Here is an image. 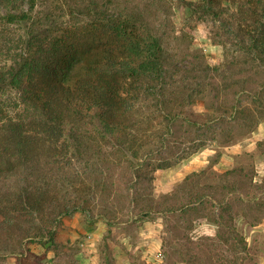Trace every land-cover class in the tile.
Segmentation results:
<instances>
[{
    "label": "trees",
    "instance_id": "obj_1",
    "mask_svg": "<svg viewBox=\"0 0 264 264\" xmlns=\"http://www.w3.org/2000/svg\"><path fill=\"white\" fill-rule=\"evenodd\" d=\"M5 1L7 7L0 9V257L4 259L12 256L17 264H37L34 243L55 252L63 249L66 245L57 239V231L64 217L91 211L83 202L109 192L103 180L92 179L80 167L82 150L91 142L98 143L100 151L102 144L110 146L103 151L106 158L123 155L137 181L150 180L153 171L207 145V139L190 137L194 130L215 131V124L221 137L229 139L234 136L232 127L224 133L220 123L252 130L264 116V0H244L234 8L222 0H180L190 12L212 14L215 21L229 16L224 24L228 31L215 39L223 46V61L215 66L202 62L198 68L189 61V69L172 64L156 17L153 20L152 11L135 0H27L26 8ZM243 94H251L254 108L242 103ZM197 96L206 97L208 111L189 110ZM155 119L160 125L156 129ZM178 125L188 136L178 138ZM174 147L182 148L181 153L163 155L174 154ZM154 149L160 162L144 154ZM237 171L228 169L225 175H236L238 181ZM205 173V169L188 173L179 184L186 188L183 194L159 196L164 207L141 200L144 195L129 196L145 214L204 210L205 198L219 194L227 216L220 213L214 219L217 236L223 243L238 241L245 247L231 217L234 204L227 198L237 186L229 187V193L201 191L193 181ZM71 191L81 200L72 199ZM99 214L110 223L107 213Z\"/></svg>",
    "mask_w": 264,
    "mask_h": 264
},
{
    "label": "rangeland",
    "instance_id": "obj_2",
    "mask_svg": "<svg viewBox=\"0 0 264 264\" xmlns=\"http://www.w3.org/2000/svg\"><path fill=\"white\" fill-rule=\"evenodd\" d=\"M13 1L24 8L28 5L27 0ZM135 1L142 9L152 11V18L156 17L154 23L160 28L164 50L174 66L189 69L187 67L192 65L198 68L202 62L215 66L223 61V46L215 39L228 31L224 27L228 15L223 14L215 21L212 14L190 12L180 0ZM222 1L232 8L244 3V0ZM7 4V1L0 0L1 11ZM63 18L60 17V20ZM242 98L243 104L252 108L256 106L251 94H243ZM206 101V97L197 96L189 110L197 113L208 111ZM157 121H152L155 129L160 127ZM220 126L224 133L232 127L233 131L230 130L234 136L229 139L221 137V130L215 124V131L208 127L194 130L190 137L207 139V145L177 163L153 171L150 180L137 181L122 160L123 155H108L106 158L103 151H108L110 146L102 144L103 151H100L98 143L91 142L82 150L84 159L80 167L92 179L103 180L109 192L98 193L95 200L92 198L88 203L83 202L91 211H74L64 217L57 231V239L66 245L63 249L55 252L48 246L31 244L38 258L37 264H264V116L259 118L252 130L240 128L235 123L231 126L228 122L220 123ZM177 128L178 138L188 136L183 126L178 125ZM89 129L87 134L94 136L93 129ZM214 135L218 139H212ZM174 143L178 144V140ZM187 145L188 141L181 147ZM155 149L153 152L144 151V154H150L154 157L152 161L160 162ZM173 150L174 154L164 151L163 155L173 157L181 153L182 148L174 147ZM71 168L74 170L75 166ZM233 168L241 173L237 175L238 181L236 175H225L228 169ZM240 168L243 170L239 171ZM203 169L206 173L193 181V186L201 191L212 195L220 191L229 193V187L237 186V191L227 194V198L234 204L229 207L233 214L231 217L245 239V247L238 241L235 244L223 243L217 236L218 226L214 219L220 213L227 216L220 207L219 194L220 197L205 198L206 209L188 213L144 214L140 211V204L135 205L131 201L129 193L134 192L138 199L144 195L141 200L151 199L159 202V207H164L159 196L170 192L183 194L186 188L179 184L184 177L191 171ZM133 185L134 189H131ZM177 186L180 188L175 191ZM70 193L72 199L81 200L80 196L72 191ZM101 212L107 213L109 224L99 214ZM139 215L143 219H137ZM191 250L196 251L197 256H193ZM29 260L34 261V256H30ZM0 264L17 263L14 257L9 256L7 259L0 257Z\"/></svg>",
    "mask_w": 264,
    "mask_h": 264
}]
</instances>
